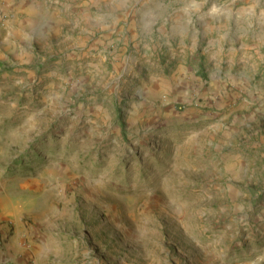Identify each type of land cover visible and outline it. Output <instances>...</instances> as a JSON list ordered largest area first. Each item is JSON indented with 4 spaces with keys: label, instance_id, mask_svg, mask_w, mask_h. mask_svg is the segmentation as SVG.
Listing matches in <instances>:
<instances>
[{
    "label": "rangeland",
    "instance_id": "1",
    "mask_svg": "<svg viewBox=\"0 0 264 264\" xmlns=\"http://www.w3.org/2000/svg\"><path fill=\"white\" fill-rule=\"evenodd\" d=\"M0 183L55 264H264V0H0Z\"/></svg>",
    "mask_w": 264,
    "mask_h": 264
},
{
    "label": "crops",
    "instance_id": "2",
    "mask_svg": "<svg viewBox=\"0 0 264 264\" xmlns=\"http://www.w3.org/2000/svg\"><path fill=\"white\" fill-rule=\"evenodd\" d=\"M24 1V0H23ZM44 1V0H43ZM36 2L34 9L38 8ZM33 15V11L28 12ZM4 185L0 183V264H55L59 255L56 254L52 260V248L50 243L28 239L25 233L15 227L12 231L11 225L17 224L14 212L5 210L12 206V200L3 199L1 196ZM25 234V235H24Z\"/></svg>",
    "mask_w": 264,
    "mask_h": 264
}]
</instances>
